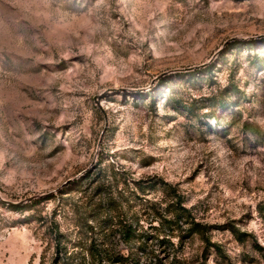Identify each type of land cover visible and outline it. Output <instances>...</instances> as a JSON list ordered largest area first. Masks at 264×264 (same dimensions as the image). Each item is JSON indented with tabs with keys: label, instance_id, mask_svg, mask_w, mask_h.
<instances>
[{
	"label": "rangeland",
	"instance_id": "rangeland-1",
	"mask_svg": "<svg viewBox=\"0 0 264 264\" xmlns=\"http://www.w3.org/2000/svg\"><path fill=\"white\" fill-rule=\"evenodd\" d=\"M112 218L141 264H264V0H0V264Z\"/></svg>",
	"mask_w": 264,
	"mask_h": 264
},
{
	"label": "trees",
	"instance_id": "trees-1",
	"mask_svg": "<svg viewBox=\"0 0 264 264\" xmlns=\"http://www.w3.org/2000/svg\"><path fill=\"white\" fill-rule=\"evenodd\" d=\"M252 42L254 43V41ZM10 205L21 207V205L16 204ZM180 217L178 218L179 221L181 220ZM115 227L116 223L113 218L110 224L104 221L102 234L95 238V240H92L90 244L81 240L67 241L66 245L57 242L56 259L53 261V264H141L140 260L132 259V255H126L123 251L114 248L111 238L115 234ZM55 229H57V232H60L58 224L53 228V232ZM91 229L93 230V227ZM128 230V236L131 235V232L133 235L134 230L131 227ZM142 253L146 254L144 251ZM39 264H42V262Z\"/></svg>",
	"mask_w": 264,
	"mask_h": 264
}]
</instances>
